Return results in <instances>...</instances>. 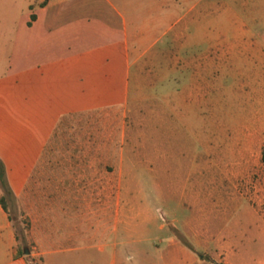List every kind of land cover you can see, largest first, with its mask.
Masks as SVG:
<instances>
[{
	"label": "crops",
	"instance_id": "obj_1",
	"mask_svg": "<svg viewBox=\"0 0 264 264\" xmlns=\"http://www.w3.org/2000/svg\"><path fill=\"white\" fill-rule=\"evenodd\" d=\"M253 1L28 0L0 78V119L7 126L17 119L22 124L21 139L6 126L10 151H0L12 191L25 192L52 139L75 116L127 104L131 83L138 80L133 66L165 63L160 80L166 82L174 81L180 65L196 67L199 77L207 66L213 76L216 67L237 66L230 58L237 43L207 41L206 35L224 32L222 18L237 28L235 19L251 11ZM218 49L230 56H219ZM174 50L182 56L175 58ZM9 99L12 112H6ZM229 138L220 145V157L206 163L183 192L184 216L174 220L193 247L175 248L185 264H264L262 173H245L251 162L262 161L264 138L252 129L241 136L230 131ZM123 219L117 217L110 229L91 212L80 219L61 215L52 230L45 219L36 238L40 264H107L100 256L105 247H114L115 237L135 221ZM18 243L0 202V264H30Z\"/></svg>",
	"mask_w": 264,
	"mask_h": 264
},
{
	"label": "rangeland",
	"instance_id": "obj_2",
	"mask_svg": "<svg viewBox=\"0 0 264 264\" xmlns=\"http://www.w3.org/2000/svg\"><path fill=\"white\" fill-rule=\"evenodd\" d=\"M27 1L0 0V78ZM235 20L237 28L231 29L222 18L224 32L206 39L236 42L230 58L237 68L222 65L213 76L207 66L206 76L199 77L196 67L180 65L174 81L166 82L160 80L165 63L133 66L138 80L126 105L79 114L58 130L25 192L7 198L18 246L29 250V259L40 263L36 238L45 219L52 230L61 215L80 219L91 212L110 229L117 217L135 219L100 255L107 264L109 258L116 264H185L176 247L188 239L174 219L184 216L180 203L189 180L220 157L230 131L241 136L252 129L264 138V1L254 0L251 11ZM206 51L212 56V49ZM182 52L174 50L175 58ZM217 54L230 56L227 50ZM10 102L6 112L15 110ZM6 126L0 119V151L9 152L7 127L21 139L22 124L17 119ZM250 165L245 173H262L264 187V163Z\"/></svg>",
	"mask_w": 264,
	"mask_h": 264
},
{
	"label": "trees",
	"instance_id": "obj_3",
	"mask_svg": "<svg viewBox=\"0 0 264 264\" xmlns=\"http://www.w3.org/2000/svg\"><path fill=\"white\" fill-rule=\"evenodd\" d=\"M262 161L264 162V147L262 149ZM0 186L3 189V194L0 195V202L1 205L3 206V208L5 209V211L8 212V204H7V198H12L13 197V191L11 189V187L9 186L8 180H7V176H6V169H5V165L3 163V161L0 159ZM17 237V236H16ZM18 239V237H17ZM184 242V244L193 249L192 245L189 243L188 240H182ZM19 253L20 254H24V248L19 246ZM28 258L30 257V253H28L26 255ZM30 260V264H38L37 260L34 259H29ZM40 261V259H39ZM40 264V263H39Z\"/></svg>",
	"mask_w": 264,
	"mask_h": 264
},
{
	"label": "water",
	"instance_id": "obj_4",
	"mask_svg": "<svg viewBox=\"0 0 264 264\" xmlns=\"http://www.w3.org/2000/svg\"><path fill=\"white\" fill-rule=\"evenodd\" d=\"M24 253H25V254H28V253H29V250H28V249H25V250H24Z\"/></svg>",
	"mask_w": 264,
	"mask_h": 264
}]
</instances>
